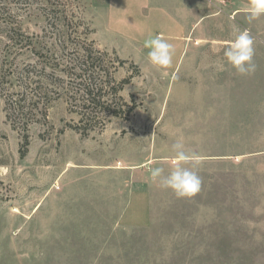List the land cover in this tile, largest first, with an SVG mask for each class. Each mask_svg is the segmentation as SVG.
<instances>
[{
  "label": "rangeland",
  "instance_id": "1",
  "mask_svg": "<svg viewBox=\"0 0 264 264\" xmlns=\"http://www.w3.org/2000/svg\"><path fill=\"white\" fill-rule=\"evenodd\" d=\"M110 3L0 0V264H264V31L251 33L254 74L236 72L222 41H194L193 55L187 48L158 68L148 49L109 42ZM63 8L72 37L51 64L66 62L71 45L86 47L89 29L107 54L105 79L127 83L110 97L121 116L80 124L62 88L41 95L47 121L23 132L6 104L29 90L6 82L14 69L49 58L47 14ZM178 141L194 157L181 166L203 180L192 198L150 176L172 169Z\"/></svg>",
  "mask_w": 264,
  "mask_h": 264
},
{
  "label": "trees",
  "instance_id": "2",
  "mask_svg": "<svg viewBox=\"0 0 264 264\" xmlns=\"http://www.w3.org/2000/svg\"><path fill=\"white\" fill-rule=\"evenodd\" d=\"M48 26L54 29L51 32L52 43L50 47L44 45L47 49L49 58L43 60V63L37 61L35 64H27L22 69H14L12 78L6 83H25L26 91L17 94L20 98L15 101H7V118L8 121L16 129L23 132L28 131V126L33 123L47 121L48 105L41 95L47 97L54 90H66L72 95V102H76L75 106L80 108V124H94L102 114H110L112 95L117 96L122 90L126 82L116 84L114 77H110L107 72L108 80L103 76L102 70L105 61L102 59L106 53L101 52L95 47V42L89 39L91 31L88 29L85 33L84 46L71 45V57L63 64H51V58L56 56V49L59 46L68 45L69 36L72 37L71 30L73 21L69 19V14L66 8L62 10H51L47 14ZM77 34V32H76ZM78 37H76L77 39ZM120 64L127 62L118 59ZM137 73L140 75V69L137 65L131 64ZM62 66V67H60ZM12 68V67H11ZM105 75V74H104ZM0 83H5L0 80ZM29 83V84H28ZM37 83H71L59 86L40 87ZM111 83L114 85L111 86ZM36 84V86H34ZM118 85V86H117ZM108 90H112L111 93ZM33 93V95L31 94ZM37 100L35 99L36 97ZM78 112V111H77ZM113 116L119 117L121 113H111ZM77 129H80L77 127ZM28 146V144H26Z\"/></svg>",
  "mask_w": 264,
  "mask_h": 264
},
{
  "label": "crops",
  "instance_id": "3",
  "mask_svg": "<svg viewBox=\"0 0 264 264\" xmlns=\"http://www.w3.org/2000/svg\"><path fill=\"white\" fill-rule=\"evenodd\" d=\"M249 0H111L106 12L109 42L144 48L150 37L163 34L175 45V55L196 48L194 41L228 42L237 28L264 31V16L249 22ZM235 16L231 23L227 16ZM229 27L231 32L225 28ZM199 44V43H198ZM128 46V47H130ZM131 48V47H130ZM149 50V49H148Z\"/></svg>",
  "mask_w": 264,
  "mask_h": 264
},
{
  "label": "clouds",
  "instance_id": "4",
  "mask_svg": "<svg viewBox=\"0 0 264 264\" xmlns=\"http://www.w3.org/2000/svg\"><path fill=\"white\" fill-rule=\"evenodd\" d=\"M249 22L264 16V0H249L248 7ZM144 47L149 49L148 60L158 68H168L173 63L175 45L170 43L163 34H157L144 42ZM255 38L247 28H237L229 46L224 50V57L227 62L240 75H251L257 70L254 62ZM175 152L174 166L165 174L162 167L153 168L150 176L154 181H159L161 186L171 189L179 198H192L202 190L203 180L197 171L181 166L182 162L194 159L184 151V145L176 142L172 145Z\"/></svg>",
  "mask_w": 264,
  "mask_h": 264
}]
</instances>
